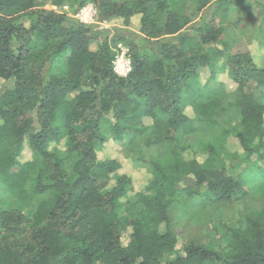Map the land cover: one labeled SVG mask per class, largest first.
I'll use <instances>...</instances> for the list:
<instances>
[{"label": "trees", "instance_id": "16d2710c", "mask_svg": "<svg viewBox=\"0 0 264 264\" xmlns=\"http://www.w3.org/2000/svg\"><path fill=\"white\" fill-rule=\"evenodd\" d=\"M70 1L74 15L86 4ZM89 1L98 23L139 18L140 35L109 40L47 0H0V264H264V66L215 48L221 28L183 33L208 0L193 17L170 0ZM223 58L235 92L200 88ZM108 136L150 175L143 192L99 160ZM204 219L208 241L180 229Z\"/></svg>", "mask_w": 264, "mask_h": 264}, {"label": "rangeland", "instance_id": "374dc122", "mask_svg": "<svg viewBox=\"0 0 264 264\" xmlns=\"http://www.w3.org/2000/svg\"><path fill=\"white\" fill-rule=\"evenodd\" d=\"M52 1L54 0H47L43 8L46 10H54L76 19L73 14L76 8L75 5H73V1L65 0L61 6L57 7L52 5ZM203 1L204 0H170V3H174L173 6L175 7L179 4L181 6L180 9L185 6L187 15L192 16L193 7L197 5V3H202ZM88 4L92 3L86 0L85 5ZM204 22L215 28L222 29L220 42L215 48L232 55L248 53L259 67L264 66V0H208L206 7L198 14H195L193 21L188 26L189 28L183 30V33H191L195 25L198 23L203 24ZM91 25H95L99 30L106 31L109 40H114L118 35L125 36L126 38H136L140 35L138 32L139 18L131 19L128 27L124 26L120 20L108 24L98 23L97 19H95V23ZM119 44L121 43L117 45ZM117 45L115 48V56L118 51ZM62 61H57L56 64L61 65ZM223 63L224 58L217 63L218 68L216 67L213 72L208 67L199 72L197 81L200 88H220L221 85L224 89V93L235 92L233 83L228 78ZM6 85L7 84L3 80H0V97ZM187 112L190 113L191 109L188 108ZM234 142L233 135L227 136L224 141V146L234 145ZM233 149L240 151L234 146ZM97 153L100 161L107 159L118 161L121 166L119 173L129 176L132 183V190H130L129 195L144 191L150 180V175L143 169L142 163L138 161L134 152L129 151L126 146L115 142L112 136H108L107 141L97 147ZM18 159L21 164L28 162L31 160L30 151L25 149ZM110 184H113V182ZM125 200L126 198L121 199L123 202ZM16 208H20L24 213L28 211V206L24 204H18ZM219 219L226 221V218L221 217ZM217 222H219V220L215 223ZM180 229L186 233L185 235L187 238L196 236L198 239L208 241L210 237H213L207 219L200 221L198 224L185 221V223H183V228Z\"/></svg>", "mask_w": 264, "mask_h": 264}, {"label": "built area", "instance_id": "2783aa9c", "mask_svg": "<svg viewBox=\"0 0 264 264\" xmlns=\"http://www.w3.org/2000/svg\"><path fill=\"white\" fill-rule=\"evenodd\" d=\"M66 8V7H65ZM97 10L92 4L81 7L75 14V18L79 23L91 25L95 23ZM117 53L113 61L114 73L121 78H125L131 71V62L129 58V50L122 44L117 45Z\"/></svg>", "mask_w": 264, "mask_h": 264}]
</instances>
